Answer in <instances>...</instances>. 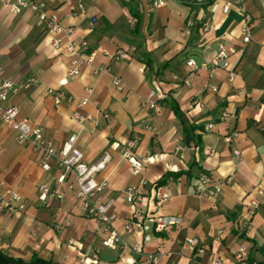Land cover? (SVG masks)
Instances as JSON below:
<instances>
[{
  "label": "crops",
  "instance_id": "0c3cea01",
  "mask_svg": "<svg viewBox=\"0 0 264 264\" xmlns=\"http://www.w3.org/2000/svg\"><path fill=\"white\" fill-rule=\"evenodd\" d=\"M37 1L73 33H62L57 49L53 33L35 13L15 14L0 0V79L20 83L37 77L39 84L10 99L19 118L43 127L59 149L77 134L86 162H103L96 178L106 183L103 201L111 204L123 242L103 244L104 224L85 215L72 189L62 199L41 202L39 185L54 184L57 170L45 171L40 154L18 143L17 131L1 122L0 252L24 262L37 255L53 264H244L237 256L244 247L247 263H264V0H232L226 14L212 11L215 0H164L161 6H155L157 0ZM130 5L141 17L138 28ZM247 14L252 33L243 43ZM71 40L76 47L69 53L65 46ZM219 41L239 49L231 57L233 81L230 70L219 68L211 77L201 68L216 56ZM118 51L127 57L119 58ZM75 58H81L79 73L69 77ZM191 58L198 68L187 65ZM50 90L73 100L57 104ZM152 91L156 95L150 98ZM173 103L197 125L201 142L185 143ZM224 109L237 114L224 117ZM74 111L94 120L83 126ZM208 123L214 128L206 130ZM131 139L145 160L137 175L122 154ZM203 172L224 182L221 194L196 192L194 181ZM157 183L170 195L162 205L154 196ZM132 184L145 192L136 206L124 194ZM7 189L23 196L24 209H8ZM254 198L261 206L251 214ZM165 217L181 221L158 228ZM191 238L198 246L187 242Z\"/></svg>",
  "mask_w": 264,
  "mask_h": 264
},
{
  "label": "built area",
  "instance_id": "2783aa9c",
  "mask_svg": "<svg viewBox=\"0 0 264 264\" xmlns=\"http://www.w3.org/2000/svg\"><path fill=\"white\" fill-rule=\"evenodd\" d=\"M7 2L12 5L15 14L21 13L24 10H30L38 16L40 21L46 23L48 29L54 35L52 44L57 49L61 48V38L59 36L62 33L71 36L73 33L72 28L63 27L55 17L48 14L46 5L43 2L37 0H7ZM164 3V0H157L155 1V6H161ZM231 4L232 0H215L211 8L213 12L222 11L226 14L229 12ZM80 7L85 11L82 5ZM250 21L251 16L247 14L246 22L242 28L244 35L243 43H249L251 40L252 30ZM84 45H86V43H84ZM75 47V41L71 40V43L65 46V50L72 53L75 51ZM238 51L239 49L236 46L229 45L224 41H219L217 43L216 56L210 63L202 64L201 68L207 69L211 77H214L215 71L219 68L230 70L229 81H233L236 72L232 67L231 57L237 54ZM117 56L124 59L127 57V53L118 51ZM80 63L81 58H75L72 61L68 69L69 77H73L79 73ZM187 65L192 68L199 67L193 58L187 60ZM1 71L2 65L0 63V73ZM39 82L37 77H30L20 83L0 79V123L2 122L7 127L17 131L16 140L18 143H27L35 152L40 154L39 164L45 171H51L52 169L57 170V174L53 177L54 184L41 183L39 185V200L44 203L54 198L62 199L67 190H74L76 200L85 215L93 217L104 224L106 235L103 244L109 247H117L123 241L121 235L113 226L116 215L110 212L111 204L103 201L106 183L104 181L99 182L96 178V172L104 166L103 162L95 164L86 162L82 150L77 146V134H72L64 143L63 147L59 149L56 144L48 138L43 127L32 124L26 119L19 118V107L13 103H9L13 95L17 94L22 89L37 85ZM114 83L117 87H122V81L119 78H116ZM187 84L189 83L187 82ZM212 89L213 91H217L218 86L213 85ZM88 92H91V90L88 89ZM49 93L57 104L64 100L68 103L73 100L72 96L64 95V93L53 90H50ZM155 95V91H152L149 97L152 98ZM3 103H6V105ZM85 103L86 101H82L80 105ZM150 106L156 108L157 104L151 101ZM236 114L237 110L230 112L224 109L222 112L224 117L235 116ZM73 117L83 126L94 120L91 114H82L79 111H74ZM213 128L214 123H208L205 127L206 130H211ZM262 129L264 130V127ZM228 139L230 140V138ZM135 145L136 140H129L123 147L122 154L130 163L132 172L137 175L143 173L145 169V160L137 156L135 153ZM235 153L239 154L240 152L236 150ZM229 181L230 180L226 182ZM143 184L146 185L147 181L143 180ZM223 184V181L215 182L213 177L207 172L201 173L194 181L196 192L205 196H217L221 194ZM260 193L263 194L262 191H260ZM124 194L126 201L133 206L142 202L145 196L144 188L141 185L134 184L127 186L124 189ZM6 195V201L10 211L24 209L26 201L18 191L7 189ZM154 196L158 205H162L170 198L169 193L165 191L164 187L159 185L154 187ZM260 206L261 201L259 198L252 199L249 212L254 214L255 210ZM180 221L181 219L177 217H165L158 221L157 226L158 228H164L169 224L179 223ZM125 228L127 232H132L134 230V226L131 223H127ZM187 242L191 246H198L199 244V240L196 238L187 239ZM135 249H138V247L135 246ZM237 256L242 263L250 264L246 262L249 258V254L244 247L238 250ZM152 264H155V261H153ZM212 264L222 263L220 261H215Z\"/></svg>",
  "mask_w": 264,
  "mask_h": 264
},
{
  "label": "trees",
  "instance_id": "16d2710c",
  "mask_svg": "<svg viewBox=\"0 0 264 264\" xmlns=\"http://www.w3.org/2000/svg\"><path fill=\"white\" fill-rule=\"evenodd\" d=\"M130 9H131V14L137 20L136 27L138 28V26L140 24V20H141L139 12L137 10H135L134 7L131 5H130ZM173 110L183 124L185 143L187 145H190L192 142L195 141V139H198V142H201V136L195 134V131L197 129V125L191 123L187 119V117L185 116L181 107L177 103H173ZM156 186H158V183ZM0 264H53V262L50 260L41 259L37 255L32 256V258L29 262H24L21 259H16V258H13L11 256H8V255L0 252Z\"/></svg>",
  "mask_w": 264,
  "mask_h": 264
}]
</instances>
